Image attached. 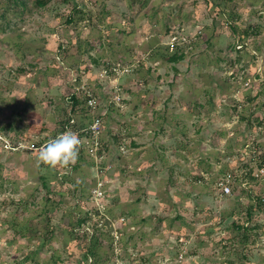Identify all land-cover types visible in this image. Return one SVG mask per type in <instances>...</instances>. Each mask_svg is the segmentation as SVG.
Returning a JSON list of instances; mask_svg holds the SVG:
<instances>
[{"label":"rangeland","instance_id":"374dc122","mask_svg":"<svg viewBox=\"0 0 264 264\" xmlns=\"http://www.w3.org/2000/svg\"><path fill=\"white\" fill-rule=\"evenodd\" d=\"M76 1L84 14L73 17L84 19L68 23L70 1L17 14L12 0H0V264H26L36 246L35 236L12 227L41 210L38 176L54 171L38 163V146L60 133L80 84L96 101L81 104L73 119L88 124L99 116L102 130L96 149L80 137L85 160L65 170L85 193L102 181L125 264H264L262 230L254 248L239 241L236 252L230 220L217 229L237 207L238 188L246 203L261 180L245 178L225 195L212 183L220 168L247 160L264 142V0H223L219 10L205 0ZM225 20L259 34L239 40ZM174 35L183 58L168 62L160 53ZM203 173L205 182L197 178ZM74 203L68 198L62 207ZM63 239L31 255L43 263L54 251L62 264H80ZM70 244L74 250L76 241ZM98 253L99 264H113L106 248Z\"/></svg>","mask_w":264,"mask_h":264},{"label":"trees","instance_id":"16d2710c","mask_svg":"<svg viewBox=\"0 0 264 264\" xmlns=\"http://www.w3.org/2000/svg\"><path fill=\"white\" fill-rule=\"evenodd\" d=\"M51 1L52 0H12V5L17 14H20L25 8L30 9L31 7L45 6ZM67 1H70V8L65 17V21L68 23H77L79 20H83L84 17L82 16L80 19H75L73 17L74 13H80L81 15L84 14V10L79 6L78 2L76 0H64V2ZM205 1L207 4L213 5V7L217 8V10L226 4L223 0ZM28 2H31L32 6L28 5ZM4 16L5 14L3 17ZM88 21H90L89 18ZM225 23L228 28L237 35L239 40H245L251 35L256 36L259 34L258 29L256 27L252 28L250 25L240 29L235 22L231 20H225ZM177 42L178 37H175L174 41L171 43L172 45L166 47V52L160 53V56H162L165 61L175 62L183 58V54L178 53ZM154 56V52H150L149 58H153ZM109 65L110 63L106 62V66L109 67ZM86 98L87 96L84 92H76L73 90L70 93V108L68 111H64L67 118L64 122L62 121L63 127L60 132L67 130L65 129L66 125L70 124L74 131L79 134V137H88L89 133L82 131L87 124H84V122L79 120L74 121L73 119V116L77 113L80 105L86 102ZM69 119H72V122H69ZM6 127L7 126H2L1 129L3 128L4 130ZM256 146L257 148L250 154L247 160L232 165L227 169L223 167L220 168L221 173L230 171L236 176L237 171L242 170L243 173L241 177L252 181L261 180L259 191L255 194L250 192L246 203L240 201L241 194H243L245 189L240 185H233L232 190H234L235 187L240 186V188H238L239 193L235 195L237 207H233L226 215H222L218 221L219 225L217 229H222L228 224V220H230V231L232 232L233 240H235L233 241V244L235 243V246L233 247L235 251L239 249V245L236 244L239 241L242 242V246L248 245L251 249L254 248L257 235L261 232L260 230L264 232V219L259 221L260 217L264 218V179L261 177L256 178L253 175L255 166H260L264 163V142H257ZM83 147L84 145L82 143L76 164L67 168L74 169L79 161L85 160ZM99 150L100 149H97L98 154H100ZM53 171L52 178L41 173L38 176L39 185L44 192L41 210L31 214L27 218L26 223L20 226L18 223H14L18 227H12L15 234L35 236L37 239L35 248L27 252L21 262H26V264H62L63 257L59 254H55L54 251H51L50 258L43 261V263H40L39 260L31 254H38L44 247L50 250L52 248L51 240L53 237H64V239L67 237L66 240L68 242L64 245L65 249L69 251L68 255L73 254L77 256L80 264H99V262L104 259L98 253V248L100 247L106 248L107 254L110 253L106 258L112 259L113 264H117L115 257H122L121 252L124 251V248L119 250V253L117 254H114L113 252V236L111 235L110 221L111 218L115 217L111 216L109 219H105L104 216L99 213L96 205L92 203L91 193H85L84 190L80 188V183L71 178L70 173L66 171L65 168L60 167ZM197 178H199L200 181L205 182L204 173L198 174ZM233 192L234 191H232V193ZM68 198L74 199L75 203L63 208L62 205L67 202ZM79 200L84 203V208L78 207V209H76V204ZM165 213V210L159 212L157 214V216H159L158 218L161 219ZM35 218L38 219L33 223ZM16 219L15 216L12 218V220ZM24 228L26 230L23 231ZM70 241H76V248L74 250L71 249ZM241 256L246 259V261H244L245 263L250 262L244 253H242ZM133 261L134 258L131 259L130 264H132ZM230 263L236 264L232 260ZM213 264H216V262H213Z\"/></svg>","mask_w":264,"mask_h":264},{"label":"built area","instance_id":"2783aa9c","mask_svg":"<svg viewBox=\"0 0 264 264\" xmlns=\"http://www.w3.org/2000/svg\"><path fill=\"white\" fill-rule=\"evenodd\" d=\"M175 37V35L173 36ZM175 39V38H174ZM243 45L241 43H237V47L240 48ZM256 70L255 74H258V72L261 70L260 67H258ZM256 79V77L254 78ZM245 85H248V81L244 82ZM74 91L76 92H84L85 95L87 96L86 98V106L88 107H92L95 104V95H93V93L89 90L86 89V87L83 84L80 85H76L74 88ZM72 122V119H71ZM102 130V122L99 116H93L91 118V120L89 121V123L87 124L86 127H84L82 129V131H86L89 133L88 138L90 139L91 143H92V147L93 149H96L99 141H98V135L100 134ZM68 131V130H65ZM63 131V132H65ZM60 132L59 134L63 133ZM58 134V135H59ZM47 142H44L42 145L38 146V148H40L41 146H43L44 144H46ZM8 148L14 149V148H19L20 145L18 143V145H10L5 144ZM120 148L122 150H124L123 146L121 145ZM243 171L239 170L237 171L236 176L233 175L230 171H225L224 173H217L215 176H213V187L215 188V190L217 191V193H219L220 195H225V194H230L232 193V187L233 185L237 184V185H242L244 184V177L242 176ZM253 175L254 177L258 178V177H264V163H262V165L260 166H255L254 171H253ZM91 193V200L92 203L94 205H96V207L98 208V211L101 215L104 216L105 219H109L108 216L105 215L104 213V208L106 206V204L104 203V198H105V194H104V188H103V184L102 181L99 180L97 182V184L95 185V187L90 191ZM101 222V220H100ZM99 222V224H100ZM111 235L113 236V248H114V253L117 254L119 251L118 248V241H119V232L117 231V229H111ZM116 263L117 264H125L124 261L117 257L116 258Z\"/></svg>","mask_w":264,"mask_h":264},{"label":"clouds","instance_id":"9594fccd","mask_svg":"<svg viewBox=\"0 0 264 264\" xmlns=\"http://www.w3.org/2000/svg\"><path fill=\"white\" fill-rule=\"evenodd\" d=\"M82 141L75 131H65L55 138L47 141L38 150V163L46 169L55 170L75 165L81 148Z\"/></svg>","mask_w":264,"mask_h":264}]
</instances>
